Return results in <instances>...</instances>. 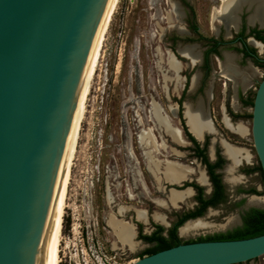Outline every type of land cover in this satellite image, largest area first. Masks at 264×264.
<instances>
[{"label":"rangeland","instance_id":"374dc122","mask_svg":"<svg viewBox=\"0 0 264 264\" xmlns=\"http://www.w3.org/2000/svg\"><path fill=\"white\" fill-rule=\"evenodd\" d=\"M221 2L222 0L186 2L192 5L195 12V20L199 25L195 39L202 47H206L207 40L214 34L217 23H214L212 15ZM176 21L172 0H117L92 79L72 165L60 264H131L136 258L158 248L157 242L148 241L143 235L153 233L156 225L163 226L160 224L162 222L154 219L155 212L171 216L175 208L169 204L164 207L156 202L159 199L167 200L171 185L165 181L159 183L149 168L146 149L140 141V134L144 130H150L155 138L157 148L153 146V149L157 159L187 163L195 169L193 178L200 175L199 171L202 169L196 163H190L195 158L194 143L184 129L183 116L173 114V104L167 100L163 87L168 84V81H164L166 73L173 76L174 72L169 68L167 56L162 57L161 49L167 48L170 36L176 34L171 26ZM236 47V44H229L228 49ZM261 50L264 54V49ZM223 61L222 56L212 55L211 67L203 81L202 90L197 88L192 93H187L182 100L196 102L203 90L213 83V98L209 102V110L218 130L215 135H208V157L214 159L218 154L224 157L222 175L225 178V167L230 161L223 153L220 138L247 148L252 158L251 162H243L236 170V175L244 176L240 183L225 182L230 202L208 209L201 217L214 226L188 234L180 233L182 242L199 237L227 235L240 227L241 221L227 224L233 217L240 219L239 209L234 206L238 187L253 185L260 192L259 195L264 197V175L251 133L252 105L258 84L264 77V64L256 67L257 72L249 88H238L236 94L233 82L221 74ZM244 64L246 67L247 63ZM187 69L191 72V68L186 67L185 70ZM186 77L182 72L179 82H169L171 94L175 84L182 96ZM155 104L172 125L180 129L185 144L175 142L166 133L164 125L156 118ZM181 108L184 110L182 106ZM225 113L234 122L242 121L248 126V134L240 136L228 129L224 123ZM180 152H184L185 156L179 157ZM252 168L254 170L251 173L246 172ZM161 185L162 188L167 185V188L162 190ZM249 199L250 197L246 202L248 206ZM192 202L193 198L190 197L181 206L189 207ZM138 209L147 211L146 222L138 219ZM113 214L118 219L135 224V250L132 251L119 242L109 224V218ZM242 264H264V255Z\"/></svg>","mask_w":264,"mask_h":264},{"label":"water","instance_id":"95a60500","mask_svg":"<svg viewBox=\"0 0 264 264\" xmlns=\"http://www.w3.org/2000/svg\"><path fill=\"white\" fill-rule=\"evenodd\" d=\"M109 2L0 0V264H53L49 244L65 176L67 139L97 59ZM187 103L186 125L204 142L209 133L193 132ZM251 114L264 175V77ZM191 181L167 184L169 191H193L185 186ZM262 255L264 233L181 242L131 264H242Z\"/></svg>","mask_w":264,"mask_h":264},{"label":"bare ground","instance_id":"6f19581e","mask_svg":"<svg viewBox=\"0 0 264 264\" xmlns=\"http://www.w3.org/2000/svg\"><path fill=\"white\" fill-rule=\"evenodd\" d=\"M117 0H110L109 7L107 11V16L104 24V29L101 37V42L98 50L97 59L95 64L83 86V100L72 120L71 128L69 131L68 139H67V161H66V169L65 176L60 192V197L54 217V222L51 230L50 236V244H49V254L53 264H60L61 262V242L63 235V223H64V215L65 209L67 207V199H68V191L69 184L72 178V165L74 164V157L77 151V143L80 135V129L82 120L84 118V114L86 111V103L88 96L91 91L92 79L96 71L97 63L99 60V55L101 52V48L103 46L104 39L106 37V32L108 26L110 25L113 11L115 9ZM173 10L176 13L177 17L181 19L182 17V9L179 3L175 0H172ZM247 5L250 9H252L251 14L248 17V21L250 24H255L256 22H261V16L264 10L263 0H222L220 7L214 10L213 13V21L219 22L226 26L227 28L231 26L238 27L239 23V12L242 10V7ZM174 27L180 31L183 30V27L179 24L174 25ZM252 40V39H251ZM259 48L264 49V46L261 43L254 42ZM179 51L182 55L189 57L193 61H197L200 58V54L195 48V46H184L180 47ZM160 53V52H159ZM161 56V55H160ZM237 58V57H236ZM162 59V58H161ZM168 64L171 69L177 71L180 67L179 62L173 57L172 54L168 56ZM198 63V61H197ZM238 63V62H237ZM196 65V64H195ZM240 66V65H239ZM235 61V55L226 51L225 60L221 63V74L223 77L225 76L227 80L232 81L235 88V93L237 94L238 88H243L244 90L249 88L251 81L254 75L257 72V69L248 67V68H240ZM199 74H196L193 77V87H196L199 83ZM213 83L210 84L207 89V100L210 102L213 97L212 93ZM235 94V98L236 97ZM155 115L159 122L164 125L166 133L168 132L172 139L179 143L185 144V139L180 135L181 131L167 119V116L162 114L160 108L157 104L154 105ZM159 108V110H158ZM172 108V107H171ZM186 114L188 118V122L197 135H200L202 131H206L207 133L215 135L217 130H214L212 127V123L209 116V109L207 104L204 103L203 99H200L196 105L191 103H187L186 105ZM224 123L228 129H230L233 133L238 134L240 136H245L249 132L248 126H246L242 121L234 122L228 114L225 113ZM140 141L143 143L145 149L147 150V161L149 163V168L152 173L157 178L158 182L166 181L171 184H180L184 180L191 178L194 174L195 169L189 165L181 164L179 161H171L164 160L161 161L156 158L154 155V149L157 148V144L155 138L153 137L150 130H144L140 134ZM220 144L223 148L225 156L229 159L230 164L227 165L225 174L226 181L230 184H238L243 179V175H236L235 169L241 165L242 162H251L252 155L250 151L243 147L232 144L226 139L220 138ZM163 145V144H162ZM200 175L197 180L200 183H206V177L203 170H200ZM160 188L163 190L162 185ZM192 190L187 189L185 191H176L171 190L167 194V200L159 199L156 202L164 207L167 205H171L172 207H177L179 203H186L188 199L192 196ZM264 202V197L251 196L249 199L250 204H261ZM137 217L139 220L146 222L147 217L146 213L138 210ZM155 220L166 224L165 215L159 212H155L153 214ZM238 217L231 218L227 224H235L237 223ZM109 224L115 231L119 242L128 247L130 250H135L137 247V242L135 240V230L133 226L122 219H118L114 214L109 218ZM214 224L205 221L202 218L190 220L186 222L180 229L181 234H188L190 232L199 230L202 228L213 227ZM216 227V226H215Z\"/></svg>","mask_w":264,"mask_h":264},{"label":"flooded vegetation","instance_id":"af4514ba","mask_svg":"<svg viewBox=\"0 0 264 264\" xmlns=\"http://www.w3.org/2000/svg\"><path fill=\"white\" fill-rule=\"evenodd\" d=\"M176 1L179 3L182 9V17L181 19H179L175 13L177 21L173 23L171 26L174 28L173 30L176 32V34H173L170 36L168 47L162 48L161 54H162V57L167 56V58L169 54H172L173 57L179 62L180 67L177 71L172 69L174 72L173 76H170L166 73V76L164 77V81H168V84L166 86L164 84L163 87L167 93L166 94L167 100L172 102L173 104V108H172L173 114L174 115L178 114L180 116L182 115L183 119L185 120L184 114H183L184 110H182L181 106L185 108L184 105L187 102H190L196 105L200 99H203L204 103L209 105V102L206 100H207V89L209 88L211 83L203 90V94L198 96V99L196 100V102L193 103L190 100L183 102L182 98L185 97L187 93H192L197 88L198 90L199 89L202 90L203 81L205 77L207 76V73L211 67V56L212 55L215 57L222 56L225 60V53H226L225 50H228V51L236 50L237 52H231V53L235 55V61L238 66L240 65V66H243L244 68L252 67L256 69L258 65L264 64V54L262 53L263 51L254 43L256 41L257 43H261L262 45H264V10L261 16V22L258 21L255 24H250L248 21V17L251 14L252 9H250L247 5H244L242 7V10L239 12L240 14H238L239 16L238 27L231 26L227 28L224 25L222 26L221 24L219 25V22L217 21L214 22V23H217V25L214 27V34L212 35L211 38L207 40L208 42H207L206 47H202L199 43H197L195 39V35L199 31V25L197 24L195 20L196 19L195 12L193 10L192 5L187 4L186 3L187 0L186 1L183 0V2L182 0H176ZM263 5H264V0H263ZM212 18H213V15H212ZM177 24L183 27L182 31L174 27V25H177ZM229 44H236L237 47L235 49H231V48L228 49ZM184 46H195V48L200 54V58L199 60H197L198 63L197 61H193L189 57H186L180 53L179 48L184 47ZM244 62L247 63L246 67H245ZM167 63H168V59H167ZM186 67L191 68V72L188 71V69L185 70ZM182 72H184V74L187 75L182 96L179 94V87L178 86L175 87V84L173 85L172 83L171 84L173 85V93L171 94L169 82H173V83H175L176 81L179 82ZM196 74H199L200 79H199L198 85L196 87H193V77ZM212 93H213V87H212ZM210 116L212 117L211 111H210ZM185 124H186V120H185ZM187 135L189 136L188 133ZM189 138L194 143L193 154L195 157L193 161H190V163L191 164L196 163L197 166L200 167V169H202L203 171L205 170L206 175H208V180L210 184L205 183L204 185H202L197 180V177L193 178V176H191L190 179H192V181L187 182L185 186L190 185L194 188V190L192 191L193 192L192 196H191L193 198L192 204H190L189 207H186V206L183 207L181 206V204H186L187 202L179 203L177 207H174L175 208L174 213H172L171 215L172 217H175V219H172L170 215H167V214L165 215V220L170 222V225L166 227L164 223L163 224L160 223L163 225L162 226L164 228L163 230H159V226L161 225H156L153 233H151L149 236L162 235L167 238H170L172 232L175 230L176 227H177V234L179 236L180 234L179 228L183 226L188 220H194V219L201 218L204 216L205 212L208 209L216 208L218 205H221L224 202L229 201L228 200L229 195H228L226 183H225L226 180H224L225 177L224 175H222L223 173L222 167L224 166V163H225L224 157L219 154L214 159H210L208 157L207 147H208L209 140H210V137L208 135H206V139L204 142H199L195 138L198 144H196L191 139L190 136ZM180 153L181 155L177 154L179 157L182 158L183 156H185L183 155L184 152H180ZM145 155L147 158V150L145 152ZM181 158L179 159L182 160ZM221 158L224 159L223 163H220ZM170 160H173V159H170ZM181 163L187 164L184 162H181ZM211 165H216V166L214 168H211ZM237 169H235V172H237L236 171ZM252 169L254 170V168ZM246 172L251 173L249 169L246 170ZM214 174H220L221 183L223 185V195L222 196L216 195L217 183H216V180L214 179ZM185 186H183L182 188H184ZM236 194L238 197L234 201V206L239 209L238 210L239 218H240L239 221H241L240 227H243L245 226V223H246L245 218H246L247 213L252 211L253 209L264 210V202L261 204H250L249 206L247 205L246 203L247 198L251 196H258V197L260 196L259 195L260 192L253 185L249 187H238L236 190ZM260 197H263V196H260ZM206 202H208V204H206ZM124 209L126 210V208ZM138 210L146 212V210L144 209H138ZM138 210H136V212ZM168 219H171L172 221H169ZM201 238L202 237H199V238L188 240V241L201 240ZM154 241L157 242L156 240ZM183 242H187V240H184Z\"/></svg>","mask_w":264,"mask_h":264},{"label":"trees","instance_id":"16d2710c","mask_svg":"<svg viewBox=\"0 0 264 264\" xmlns=\"http://www.w3.org/2000/svg\"><path fill=\"white\" fill-rule=\"evenodd\" d=\"M183 125H184V128L186 129L187 133L191 137V139L196 144H198L195 137H193L192 134L188 131V128L185 124L184 119H183ZM223 162H224V159L221 158L220 163H223ZM215 166L216 165H211V168H214ZM260 169H261V166H260ZM252 170L253 169H249V171H252ZM214 179L216 180V183H217L216 195L222 196L223 195V185L221 183L220 174H214ZM198 187H200V186H198ZM206 204H208V202H206ZM245 219H246L245 226L238 227V228L234 229L233 231H230L227 235H220V236H216V237H202L201 240L245 238V237L256 236V235H260V234L264 233V210L253 209L252 211L247 213ZM181 222H183V221H181ZM163 229L164 228L162 226H159V230H163ZM143 238L150 240V241L156 240L158 242V248L153 250L152 252H147L148 254L154 253V252L159 251L161 249L168 248V247L173 246V245H177V244L182 242V240L179 238V236L177 234V227L172 232L170 238H167V237L162 236V235H152V236L143 235ZM171 240L173 243H171Z\"/></svg>","mask_w":264,"mask_h":264}]
</instances>
